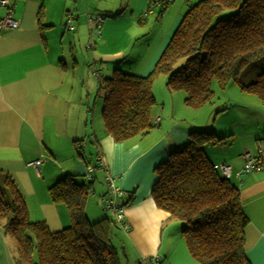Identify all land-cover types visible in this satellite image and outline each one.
<instances>
[{
    "label": "crops",
    "instance_id": "0c3cea01",
    "mask_svg": "<svg viewBox=\"0 0 264 264\" xmlns=\"http://www.w3.org/2000/svg\"><path fill=\"white\" fill-rule=\"evenodd\" d=\"M159 1H15L12 15L19 26L0 31V171L14 180L25 199L29 219L43 220L51 231L66 227L70 220L66 206L50 199L48 188L52 184L66 174L80 175L86 181L87 169L92 167L89 196L98 193L94 181L98 178L106 184L103 176L110 175L123 192L116 202H128L123 206V230L131 240L136 261L157 257L158 264L165 239L179 236L173 248L166 251L165 259L201 264L191 256L180 233L184 223L158 208L150 192L156 179L153 168L170 151L185 145L189 133L173 124L163 138L165 132L157 130L152 136L148 133L116 142L103 126L101 92L94 98L96 71L104 68L108 73L110 64L114 69L123 64L131 54L125 47L137 35L135 29L149 16L153 21L155 6H162ZM194 1H186L185 10ZM182 6L172 14L165 5L156 14V20L171 14L167 19L170 27L163 31L156 53L163 50L177 27L185 12L181 14ZM4 12L0 6V17ZM68 12L72 13L71 29L67 26ZM107 73H103V79L110 76ZM218 135L225 137L223 142L206 145L205 153L211 163L232 167L228 178L239 188L241 208L248 220L245 253L250 264H264V165L259 171L235 175L243 164L238 144L250 147L252 142L241 140V135L236 141L232 132ZM251 137L255 139L258 134ZM255 145L264 146V141L258 140ZM37 158H42L40 172L31 164ZM101 164L103 170L99 169ZM104 194L99 191L97 199H86L85 210L100 217L97 207L93 209L90 204L101 207L99 200ZM0 264H17L14 239L2 226Z\"/></svg>",
    "mask_w": 264,
    "mask_h": 264
},
{
    "label": "trees",
    "instance_id": "16d2710c",
    "mask_svg": "<svg viewBox=\"0 0 264 264\" xmlns=\"http://www.w3.org/2000/svg\"><path fill=\"white\" fill-rule=\"evenodd\" d=\"M159 4L167 5L163 0ZM225 9L233 11L214 22ZM263 55L264 0H198L189 4L147 75L116 68L102 80L104 129L116 142L148 134L160 120L153 113L151 89L160 73L168 75L169 88L183 90L185 103L196 107L212 97L213 80L221 88L230 80L238 81L240 71ZM179 59L182 61L175 65ZM238 84L242 92L257 96L264 104V70L254 80ZM224 139L213 131L190 132L185 145L170 151L153 168L156 179L151 197L158 208L184 223L181 235L199 263L250 264L244 234L248 220L241 208L239 188L221 176L218 164L211 163L205 153L206 145ZM92 173L87 170L88 179L83 182L66 174L48 188L50 199L64 204L70 217L69 225L51 231L43 220L29 219L14 180L0 171V226L14 239L17 264H127L126 254L111 243V224L124 229L114 214L105 212L94 222L86 219Z\"/></svg>",
    "mask_w": 264,
    "mask_h": 264
},
{
    "label": "rangeland",
    "instance_id": "374dc122",
    "mask_svg": "<svg viewBox=\"0 0 264 264\" xmlns=\"http://www.w3.org/2000/svg\"><path fill=\"white\" fill-rule=\"evenodd\" d=\"M167 5H169L172 14H175V12L179 10V8L181 9V5H184V7L182 6L184 8L181 11L182 14L186 8V0H174ZM162 7L164 6H155V16L151 17L153 21L149 20V16L147 17V20L143 25L138 24L137 28L135 29L137 35H133V37L125 47V50L128 52L131 51V54L127 55V57L125 58L126 60L121 66L118 67V69L140 76L147 75L152 70L161 53V50L158 53H156L155 51L159 48L158 44L161 42L160 39L163 35V31L167 30V19L171 17V14H168L164 19L161 18L159 20H156V18L158 17L156 16V14H159V10L162 9ZM166 8L164 10H166ZM232 11L233 10L227 9L223 10L214 18L213 21L215 22V20L227 17ZM170 24L171 23H169L168 28L170 27ZM143 34H145L144 37ZM97 40L98 39H95V41ZM88 42L91 41L89 40ZM142 44L144 46V51L141 52ZM163 46L164 45H162V47ZM152 55L154 56V60H152ZM151 61L152 63L150 64V69H148L147 64ZM181 61L182 59H179L175 65H178ZM109 66L110 71L108 73L107 69L105 70L104 68L101 69L102 71H96L97 75L95 79L97 82V91L94 93V98L96 97V93H103L102 88L99 87L100 82H102L103 80V73H107L110 75L114 69L112 64H110ZM263 70L264 55L248 63L240 71L238 75V81L240 83H248L254 80L257 74H259ZM93 71L94 69L91 67V77H94ZM138 71H142V73H139ZM98 76H100L99 79ZM167 76L168 75L165 73H160L153 79L152 82V95L155 98V107L153 109V113L156 116L159 115V118H162V121L160 123H154V125L149 129L148 132L150 133V136L154 135L155 131L160 130L165 132L161 137H166L167 133L170 132L173 124H177L178 127L184 129L186 131V134L197 130L213 131L217 136H219L218 134H220L221 132H232V135H234L236 141H238V135H241V140L246 139V141L250 140L252 142V146L250 147H242L240 144H238V148H240L238 152L240 153L239 155L241 158L244 150L250 151L252 154L256 152L257 147L255 143L258 140H261L262 142L264 141V104L261 103L257 96L242 92L239 87L238 81L236 80L228 81V83L223 88L219 87L217 82L213 80L211 82V90L213 91V94L210 100L206 101L200 106H189L184 101L185 92L183 90L171 89L167 86ZM254 134H258V137L252 139L251 136ZM160 135L161 133L158 136ZM211 146H213V144H211ZM91 153L93 154V151H91ZM93 159L94 164H97L95 155L93 156ZM73 175L78 182H83L85 180L83 179V177H80V175ZM103 178L105 180V176H103ZM94 183V187L96 188L95 190H97L96 192L99 193V191H101L105 193V196H108L107 183L103 184L102 180H99L98 178L96 181H94ZM116 184L117 183H115L114 181L115 186ZM97 194H90L89 196H87V200L90 198L92 200L95 198L97 199ZM99 202H101V200H99ZM90 205L91 207H93V209L97 207L98 212L102 215L103 212L112 215L110 211L103 210L100 207V204H95V202L94 204H92L91 202ZM84 211L88 222H94L102 216L101 215L100 217H97L95 215H92L90 212L88 213L85 209ZM110 235L112 245L119 252H124L126 254V256H124V260H127V264H137L138 262L136 261L135 251L133 249V246L131 245V240L128 237L127 232L119 227V225H117L116 223H113L111 224ZM178 238L179 236H173L171 239H165L163 246L164 253H161V259L158 261V264H180L179 262L171 263L169 260L165 259V254L168 252V250H171V248H173L175 243L178 241ZM154 264L157 263L154 261Z\"/></svg>",
    "mask_w": 264,
    "mask_h": 264
},
{
    "label": "built area",
    "instance_id": "2783aa9c",
    "mask_svg": "<svg viewBox=\"0 0 264 264\" xmlns=\"http://www.w3.org/2000/svg\"><path fill=\"white\" fill-rule=\"evenodd\" d=\"M16 0H0V6L5 8V12L2 17H0V31L2 29H14L19 26V21L13 17V7L15 5ZM174 0H163L164 3H171ZM67 26L69 29L71 26L72 13H67ZM243 164L239 170H237L234 174L240 175L244 172H255L259 171L264 165V146H257L256 152L251 153L249 151L243 152L242 154ZM42 162V158H37L31 162V164L35 167L37 172H40V164ZM102 162V161H99ZM100 168L104 169L103 165H99ZM222 177H229L232 175V167L225 163H220L216 166ZM88 172H93L94 168L89 167ZM90 175V174H89ZM106 183L108 185V196L102 198L101 207L105 210L110 211L114 214L115 220L119 222L124 228L125 223L123 220V205L116 202L117 196L121 194V190L119 187L114 185L113 178L110 175H107ZM157 257L143 258L139 259L137 264H154V261Z\"/></svg>",
    "mask_w": 264,
    "mask_h": 264
}]
</instances>
